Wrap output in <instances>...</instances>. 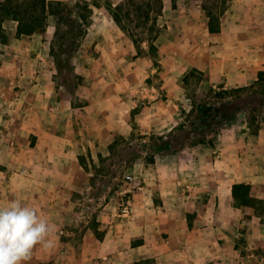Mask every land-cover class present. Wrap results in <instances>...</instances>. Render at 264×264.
<instances>
[{"label": "rangeland", "instance_id": "1", "mask_svg": "<svg viewBox=\"0 0 264 264\" xmlns=\"http://www.w3.org/2000/svg\"><path fill=\"white\" fill-rule=\"evenodd\" d=\"M50 1H62L61 4L55 2L54 6L64 9L66 17H73L72 22L64 26L58 25L55 15L50 14L46 30L37 33V38L40 39L42 36L43 40L51 41L52 47L59 49L58 37L66 34L67 31L68 33L64 35L65 51L71 50V41L74 40L75 52L72 63L76 76L72 77L71 65L65 61L67 55H62L60 62L64 66L63 72L55 74L58 84H64L70 93L81 91L78 103L82 104L100 98L103 100L107 98V102L110 101L115 98V93L106 95L104 90L101 95L98 87L101 84L105 86L112 84L114 78L122 81L129 79L133 82V86L138 88L133 95L141 97V102L133 110L134 114L141 110L146 112L143 107L156 102H159L161 111L166 114L167 100L174 95L179 102L181 113L179 123L170 131H166L168 125L164 123L166 132L151 134H169L184 124L186 129H192L193 125L190 122L193 120L191 113L194 108L214 106L225 99L219 92L248 85L256 79L260 70H264V0ZM86 4L92 8L91 13L85 8ZM72 10L85 13L87 17L74 24L73 19L76 16L69 15ZM206 11L217 14L221 23L230 21V26L250 33L256 39L259 38L260 45L257 46L259 52L258 57L255 58L259 60L255 64L249 54L245 55L244 61L247 64L244 69L245 75L242 80L237 81V84L230 85L226 83L225 78L219 81V77L217 80H208L205 70L194 67L197 61L205 62L207 57L205 45L204 49L200 48L201 43L197 42V36L200 37L204 30L196 24L201 18L206 17ZM114 16L118 22L114 21ZM10 26H13L12 22ZM4 35L3 41H7L8 34ZM99 43L106 51L103 56L107 61L119 60L118 54L107 53L109 49L117 47L128 53L129 48H132L131 71L123 67L120 70L106 71L94 69L93 63L96 61L94 58L100 56V49L97 48ZM80 49L83 51L82 54L78 53ZM76 68L84 73L76 72ZM100 72L103 73L102 79L105 81L100 80L99 84L96 79H100ZM82 91L86 94H82ZM141 91H144L143 96L139 95ZM256 115V122L260 125L257 133L248 124V115L240 113L234 124L225 125L215 132L210 134L206 132L202 135L207 138L208 149L213 147L214 151L210 153L208 160H224V167L230 164L226 167L232 168L230 175L234 176L233 179L241 181L235 183L254 184L257 196L264 200V108ZM130 122L133 126L131 135L115 136L106 149L97 152L95 158H92L91 154L81 157L89 182H86L85 187L73 200L74 205L70 215L73 224L67 222L55 233L62 242H70L75 237L88 234L90 230L94 232L96 229V232L103 233V230L97 229L102 224V217L99 216L101 209L103 210L109 202L116 207V217L127 223L126 225L136 229L143 224L142 217L145 215L138 212L136 206L134 217L124 218L119 213L117 199H112V197L117 198V192L125 185L126 174H133L134 177L145 182L143 175L145 170L156 161L158 156H161L151 149V134L141 133L137 122L134 120ZM204 130L208 131V126ZM18 148L17 140L10 134L8 127L0 121V207H7L8 204L6 205L5 202L8 199V192L15 188L25 190L38 188L33 185L46 181L45 177L51 176L43 175L41 168L44 170L47 167H37L38 171L35 174V170L34 172L27 170L28 161L17 162L13 153L18 151ZM241 156L244 158L241 159ZM246 156L250 160L246 161ZM20 162L26 166H20ZM224 167H217L214 170H217L218 174L220 171L223 174L228 172ZM223 178L227 179L228 183L223 182L219 187L222 192L214 191L208 195L206 236L208 246L199 247L202 251L193 250L194 256L206 259L208 261L206 264H264V216L254 214L251 208L238 206L232 196V186L235 183L229 175ZM215 183L219 185L218 182ZM210 186L208 183V187ZM138 192L133 194L134 202ZM198 217V213L188 212L189 225L193 226ZM69 246H76L75 239ZM57 248L55 244L53 249ZM48 253L51 251L37 248L34 251L36 264H54L55 259L51 257L48 259ZM182 255L186 254L182 253ZM149 260L151 264H156L154 260Z\"/></svg>", "mask_w": 264, "mask_h": 264}, {"label": "crops", "instance_id": "2", "mask_svg": "<svg viewBox=\"0 0 264 264\" xmlns=\"http://www.w3.org/2000/svg\"><path fill=\"white\" fill-rule=\"evenodd\" d=\"M10 22L12 27H9ZM226 22L221 23L219 32L209 31L207 16L196 23L204 30L200 36L204 38L198 35L197 42L201 43L200 48L204 49L205 45L207 57L205 62L197 61L194 67L205 70L208 80L225 78L226 83L234 85L245 75V55L249 54L255 64L259 60L255 58L260 44L259 38ZM17 29L15 20L7 19L2 23L3 33L8 35L7 41L0 37V121L19 144L18 151L13 153L15 160L28 161L27 170H35V174L37 167H47L41 168L43 175L51 176L33 185L38 188H15L8 192L5 204L19 199L37 208L58 229L67 222L73 224L70 219L73 200L89 180L81 157L91 154L95 158L115 136L131 135L132 120L144 134L173 130L181 118L179 102L171 95L166 114L161 111L159 102L144 106L146 112L141 110L134 114L135 106L141 102V97L133 95L137 86L134 87L129 79L122 81L111 77L112 84H101L98 90L101 95L104 90L106 95L115 93V98L108 102L107 98H100L78 103L81 91L70 93L64 84L56 81L58 69L51 41L43 40L42 36L37 38V33L18 37ZM100 43L97 45L100 56L94 58V69L106 71L123 67L131 71L132 48L128 53L117 47L109 49L107 53L118 54L119 60L107 61ZM78 53L83 51L80 49ZM76 72L84 73L79 68ZM102 74L100 72V79H96L99 84L100 80L105 81ZM143 92L139 95L143 96ZM164 123L168 125L166 131ZM208 148L207 143H200L177 153L158 156L145 170V187L135 196L136 210L145 215L141 226L134 229L126 225L116 217L115 205L106 203L100 211L101 227L97 228L103 230L101 236L96 229L90 230L74 238L76 246H69L74 239L62 242L55 236L58 248L49 250L53 257L48 253V259L54 258V264H134L142 259H152L156 264H206L208 261L194 256V251L208 246V195L222 192L219 187L223 182L228 183L225 176L229 175L233 183L241 182L230 175L232 168H226L230 164L224 167V160H208L213 147ZM245 160L250 158L246 156ZM217 167H224L229 173L223 170V174L221 171L218 174L214 170ZM188 212L199 215L193 226L187 221ZM137 236L143 237L144 242L133 246L132 238ZM182 253L186 255L181 256ZM35 255L33 253L30 264H36Z\"/></svg>", "mask_w": 264, "mask_h": 264}, {"label": "trees", "instance_id": "3", "mask_svg": "<svg viewBox=\"0 0 264 264\" xmlns=\"http://www.w3.org/2000/svg\"><path fill=\"white\" fill-rule=\"evenodd\" d=\"M56 4H61L62 1H55ZM55 2L50 0H0V36L5 38L2 30V23L9 19L18 22L17 35H31L38 32H44L47 27L49 15H55L58 25L63 24L68 26L73 17H66L64 9H58L54 6ZM88 13L92 12L89 4H86ZM70 16H76L73 23L83 21L87 14L70 11ZM208 18V28L210 32H219L221 30L220 17L213 11H206ZM71 19V20H70ZM114 21L118 19L114 16ZM68 32L66 31V34ZM58 34V33H57ZM63 34V33H62ZM59 35V49L52 48V54L55 57L58 73H62L64 66L60 60L62 55H67L65 61L71 65L72 77L76 75L74 72L73 58L75 52L74 40L71 41L72 48L70 51H65L64 35ZM74 36V35H73ZM73 65V66H72ZM67 79V78H66ZM65 82V80H64ZM67 83V82H66ZM218 94V93H217ZM223 95L221 102L214 104L212 107H201L192 111L193 120L190 122L193 125L192 129H186L185 124L180 125L178 129L169 134H151V149L154 153L165 155L177 153L189 145H196L200 143H208L207 138L204 137L206 132L208 134L215 132L217 129L225 125H231L236 122L240 113L247 114V121L252 130L257 133L260 125L257 124V112L264 108V70L258 72L257 78L248 85L234 87L229 90L219 92ZM230 98V99H228ZM208 126V131L204 128ZM203 128V130L201 129ZM232 196L234 202L241 207H248L254 211V214L264 216V200L257 196L256 186L250 183H235L232 186ZM263 209V211H261ZM98 236L101 233L96 232ZM144 242L143 237H133L132 245L137 246ZM135 264H151L149 259H142L136 261Z\"/></svg>", "mask_w": 264, "mask_h": 264}, {"label": "clouds", "instance_id": "4", "mask_svg": "<svg viewBox=\"0 0 264 264\" xmlns=\"http://www.w3.org/2000/svg\"><path fill=\"white\" fill-rule=\"evenodd\" d=\"M57 226L21 200L0 207V264H30L37 248L55 247Z\"/></svg>", "mask_w": 264, "mask_h": 264}, {"label": "built area", "instance_id": "5", "mask_svg": "<svg viewBox=\"0 0 264 264\" xmlns=\"http://www.w3.org/2000/svg\"><path fill=\"white\" fill-rule=\"evenodd\" d=\"M145 187V182L142 179L134 177L133 174L125 175V185L117 192L119 213L124 218H133L135 213V202L133 194L137 191H142Z\"/></svg>", "mask_w": 264, "mask_h": 264}]
</instances>
